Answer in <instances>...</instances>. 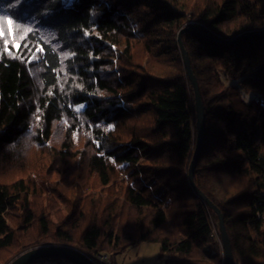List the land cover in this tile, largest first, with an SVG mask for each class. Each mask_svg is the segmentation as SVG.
I'll use <instances>...</instances> for the list:
<instances>
[{
    "label": "trees",
    "instance_id": "16d2710c",
    "mask_svg": "<svg viewBox=\"0 0 264 264\" xmlns=\"http://www.w3.org/2000/svg\"><path fill=\"white\" fill-rule=\"evenodd\" d=\"M9 20L0 264L45 245L114 264L141 243L162 264H223L217 216L187 179L195 108L179 32L205 121L193 183L222 215L233 264H264V0H0L3 31Z\"/></svg>",
    "mask_w": 264,
    "mask_h": 264
},
{
    "label": "water",
    "instance_id": "95a60500",
    "mask_svg": "<svg viewBox=\"0 0 264 264\" xmlns=\"http://www.w3.org/2000/svg\"><path fill=\"white\" fill-rule=\"evenodd\" d=\"M193 29H186L184 31H192ZM180 33L177 35V42L179 52L181 54L183 67L186 76L191 84L193 90V100L195 108V132H196V144L194 152L188 168V184L192 192L198 196V198L217 216L218 234L223 255V264H233V258L231 254L229 240L224 228L223 219L220 211L195 187L193 183V171L196 162L201 153L203 140H204V115L203 108L196 84V80L192 74L187 55L180 43ZM42 259H61L69 262L70 264H93L90 259L84 255L82 252L73 247L68 246H39L33 249L24 251L13 259H11L7 264H33Z\"/></svg>",
    "mask_w": 264,
    "mask_h": 264
},
{
    "label": "rangeland",
    "instance_id": "374dc122",
    "mask_svg": "<svg viewBox=\"0 0 264 264\" xmlns=\"http://www.w3.org/2000/svg\"><path fill=\"white\" fill-rule=\"evenodd\" d=\"M6 35L9 36L11 39L15 38L13 31H12V27L10 26L8 21L5 22L4 31L0 28V38L2 37L1 39H4ZM1 45L5 47L4 42H2ZM18 47H19V43L14 42L13 48L17 49ZM213 239L219 245V250H220V253L222 254L219 237L214 236ZM158 255H159V246L157 244L141 243L137 246H133V247L126 249L122 254L116 255L114 257L113 262L114 264H162ZM14 257H12L11 259H13ZM44 264H48V263H44Z\"/></svg>",
    "mask_w": 264,
    "mask_h": 264
},
{
    "label": "built area",
    "instance_id": "2783aa9c",
    "mask_svg": "<svg viewBox=\"0 0 264 264\" xmlns=\"http://www.w3.org/2000/svg\"><path fill=\"white\" fill-rule=\"evenodd\" d=\"M214 236L217 237L215 234V231L213 230L212 237ZM88 258L93 264H110L109 258L106 254H94L92 256H88ZM222 258H223V255H222Z\"/></svg>",
    "mask_w": 264,
    "mask_h": 264
},
{
    "label": "snow or ice",
    "instance_id": "6c2138e0",
    "mask_svg": "<svg viewBox=\"0 0 264 264\" xmlns=\"http://www.w3.org/2000/svg\"><path fill=\"white\" fill-rule=\"evenodd\" d=\"M8 23H9V24H11V23H12V21H11V20H9V21H8Z\"/></svg>",
    "mask_w": 264,
    "mask_h": 264
}]
</instances>
